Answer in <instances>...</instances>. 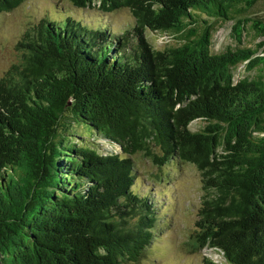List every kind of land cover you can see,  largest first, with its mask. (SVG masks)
Masks as SVG:
<instances>
[{"label":"trees","instance_id":"16d2710c","mask_svg":"<svg viewBox=\"0 0 264 264\" xmlns=\"http://www.w3.org/2000/svg\"><path fill=\"white\" fill-rule=\"evenodd\" d=\"M22 1L0 0V13ZM70 2L127 8L134 23L113 32L45 16L18 42L21 62L0 76V264L139 262L156 210L134 189L138 151L199 170L193 249L220 256L201 264H264V79L233 77L248 59L264 72V19L243 14L258 0ZM229 19L238 41L262 38L256 48L211 52ZM150 32L175 43L155 48Z\"/></svg>","mask_w":264,"mask_h":264},{"label":"rangeland","instance_id":"374dc122","mask_svg":"<svg viewBox=\"0 0 264 264\" xmlns=\"http://www.w3.org/2000/svg\"><path fill=\"white\" fill-rule=\"evenodd\" d=\"M64 14L92 26L107 24L113 32L127 26L131 27L134 23V18L127 8L103 12L96 7L75 8L70 0H23L17 7L0 13V76L12 65L21 62L22 51L18 42L32 26L42 17L62 18ZM243 14L245 17L263 20L264 0H258ZM232 24V19L218 22L212 35L210 47L212 53L235 48L253 50L262 39L253 30H248L243 31L241 41H238L233 33ZM156 34L150 32L147 35L155 48L162 47L165 43H175L171 38L165 40L166 37L162 33ZM257 53L251 54V57ZM250 62L249 59L244 60L233 68L235 82L244 77L257 79L262 76L264 79V72L259 68L247 70ZM202 124L200 119H195L190 126L196 129ZM95 139L99 152L103 154L119 152L116 145L103 139ZM92 141V138L89 139L90 144ZM150 150L157 156L162 155L159 148L153 144L150 145ZM132 159L137 177L134 189L141 193H149L156 210L154 235L144 255L134 264H201L205 258L218 261L220 256L213 247L193 249L196 243L192 239V234L203 194L197 167L175 158L157 164L151 155L145 154L144 151L134 153Z\"/></svg>","mask_w":264,"mask_h":264},{"label":"clouds","instance_id":"9594fccd","mask_svg":"<svg viewBox=\"0 0 264 264\" xmlns=\"http://www.w3.org/2000/svg\"><path fill=\"white\" fill-rule=\"evenodd\" d=\"M215 252H217L216 250H215ZM218 254V253H217Z\"/></svg>","mask_w":264,"mask_h":264}]
</instances>
